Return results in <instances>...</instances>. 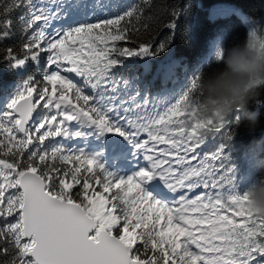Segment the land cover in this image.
Instances as JSON below:
<instances>
[{"label": "snow or ice", "instance_id": "obj_1", "mask_svg": "<svg viewBox=\"0 0 264 264\" xmlns=\"http://www.w3.org/2000/svg\"><path fill=\"white\" fill-rule=\"evenodd\" d=\"M119 7L0 0V41L20 42L0 71L23 73L0 80V264H264V215L231 163L241 110L205 111L201 83L222 69L221 44L190 71L172 59L152 80L150 65L126 76V61L171 42L152 40V0ZM165 13L175 33L186 9ZM247 26L264 41V20Z\"/></svg>", "mask_w": 264, "mask_h": 264}, {"label": "trees", "instance_id": "obj_2", "mask_svg": "<svg viewBox=\"0 0 264 264\" xmlns=\"http://www.w3.org/2000/svg\"><path fill=\"white\" fill-rule=\"evenodd\" d=\"M140 0H119V9L127 4L138 3ZM222 3L221 5H217ZM154 16L159 18L158 25L153 32L154 43L165 39L170 40V50L156 58L147 61L131 59L126 61L121 72L126 76H132L143 72L144 65L151 66V73L144 77L152 80L153 74L164 63L176 59L181 61L187 70L195 68L197 63L209 55L215 44L219 43L229 47L242 42L246 38L248 23L252 19L264 20V0H152ZM165 6L169 9L176 7L186 9V13L179 20L175 33L164 27V21L169 19L165 13ZM153 24L152 21H149ZM15 30V29H14ZM19 33L17 32V37ZM174 35V40L172 39ZM17 38L0 41V54L8 46L19 48ZM220 45V46H221ZM23 73L17 74L4 69L0 71V80L4 82L15 81ZM183 74L179 89L183 86ZM161 83L155 81L152 89L156 92ZM264 99V95L258 96ZM250 109L259 115L260 128L254 134H249L243 124L235 129L233 139L234 151L230 153L231 163L236 169V183L238 191L243 193L256 180L264 177V105L250 104ZM220 143L219 139L209 140L202 148L203 152H210ZM201 191V190H200Z\"/></svg>", "mask_w": 264, "mask_h": 264}, {"label": "clouds", "instance_id": "obj_3", "mask_svg": "<svg viewBox=\"0 0 264 264\" xmlns=\"http://www.w3.org/2000/svg\"><path fill=\"white\" fill-rule=\"evenodd\" d=\"M264 41L253 37L251 30L242 42L229 47L221 45L217 52L222 58L223 67L203 79L205 111L212 118L222 120L233 108L242 113L241 124L251 135L261 126L259 115L250 109L260 91L258 84L264 83ZM248 207L264 215V177L254 181L246 189Z\"/></svg>", "mask_w": 264, "mask_h": 264}, {"label": "rangeland", "instance_id": "obj_4", "mask_svg": "<svg viewBox=\"0 0 264 264\" xmlns=\"http://www.w3.org/2000/svg\"><path fill=\"white\" fill-rule=\"evenodd\" d=\"M221 4H222V3H218L217 5H221ZM120 140H121L120 137H114V138L111 139L110 142H113V141H120ZM124 147H125V149H126L128 152H131V151H132L131 146L125 144ZM130 163H131V161H130ZM141 163H143V161H141ZM199 191H200V190L198 189L197 192H199Z\"/></svg>", "mask_w": 264, "mask_h": 264}, {"label": "bare ground", "instance_id": "obj_5", "mask_svg": "<svg viewBox=\"0 0 264 264\" xmlns=\"http://www.w3.org/2000/svg\"><path fill=\"white\" fill-rule=\"evenodd\" d=\"M155 188L160 189L158 186H156ZM161 190H162V189H161Z\"/></svg>", "mask_w": 264, "mask_h": 264}]
</instances>
